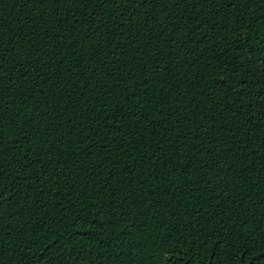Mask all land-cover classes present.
Listing matches in <instances>:
<instances>
[{"label": "trees", "instance_id": "16d2710c", "mask_svg": "<svg viewBox=\"0 0 264 264\" xmlns=\"http://www.w3.org/2000/svg\"><path fill=\"white\" fill-rule=\"evenodd\" d=\"M0 25V264H264V0Z\"/></svg>", "mask_w": 264, "mask_h": 264}, {"label": "snow or ice", "instance_id": "6c2138e0", "mask_svg": "<svg viewBox=\"0 0 264 264\" xmlns=\"http://www.w3.org/2000/svg\"><path fill=\"white\" fill-rule=\"evenodd\" d=\"M27 2L33 3V4H37V3H45V0H27ZM50 2H52V3H58V2H60V0H50ZM83 2H85V3L95 2V0H83ZM106 2H113V3H115V2H117V0H100L101 5L103 3H106ZM126 2H128V3H136V4H139V5L142 6L145 3L151 2V0H126ZM198 2H199V0H198ZM237 2H239V0H237ZM244 2L247 4V3H250L251 0H244ZM93 23H95V21H93ZM2 27L3 26L0 25V28H2ZM0 35H2V32H0ZM67 38L68 37H65V39H67ZM83 39H88L87 35H85L82 38L81 42L83 41ZM37 52H39V49H37ZM4 54H6V53H0V55H4ZM58 54L59 53H57V55ZM3 127L4 126L2 124H0V147H2L3 146V143H4V139H3ZM2 155H3V153L0 152V156H2ZM168 264H170V261L168 262Z\"/></svg>", "mask_w": 264, "mask_h": 264}]
</instances>
